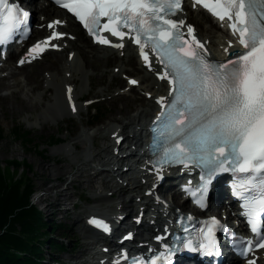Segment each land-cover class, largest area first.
Segmentation results:
<instances>
[{
	"label": "snow or ice",
	"instance_id": "obj_1",
	"mask_svg": "<svg viewBox=\"0 0 264 264\" xmlns=\"http://www.w3.org/2000/svg\"><path fill=\"white\" fill-rule=\"evenodd\" d=\"M57 3L72 12L98 42L113 43L100 34L101 17H107L103 29L121 38V43L114 46L123 47V37L134 35L149 68L152 63L148 50L159 58L164 72L157 75L161 79L167 77L171 85L167 99L157 97L162 107L156 117L159 123L154 127L157 136L153 143L160 148L159 164H207L198 187L194 191L186 187L197 197L196 203L205 206L215 173L231 160L241 172L249 173L238 186L234 185V192L244 200L246 215L253 231H257V220L264 219V0H195L219 19L227 17L233 32L238 33L244 51L231 53L234 58L225 61L208 58L206 46L194 35L193 25H187L189 41L181 31L185 21L170 18V14L182 10V0H57ZM28 16L29 12L19 3L0 0V42L11 38L18 24ZM61 22L56 20L52 24ZM61 35L53 31L45 41L33 45L28 55L42 52L48 40ZM161 175L157 171V176ZM92 222L110 230L98 218L93 217ZM217 227L225 226L216 217L206 222V230L202 228L194 238L199 248L216 249ZM182 246L195 248L197 244L190 239ZM252 246L253 241L248 240L247 247ZM164 247L170 257L181 245ZM255 247H264V235L258 237ZM151 264H157L155 257Z\"/></svg>",
	"mask_w": 264,
	"mask_h": 264
},
{
	"label": "bare ground",
	"instance_id": "obj_2",
	"mask_svg": "<svg viewBox=\"0 0 264 264\" xmlns=\"http://www.w3.org/2000/svg\"><path fill=\"white\" fill-rule=\"evenodd\" d=\"M28 1V2H27ZM26 5L27 7L33 8L35 18L38 21V24L41 22V17H49L50 15L47 13L46 7L43 6L44 3L37 1V0H27ZM187 10V17L194 20L196 26L198 35H200L202 32H204V35L202 36V39H209L210 40V50L213 53L214 56L217 58H221V50H224L227 47V42L225 41L226 33L221 32L218 33L216 30L218 27H215L212 25V21L208 15H206L202 11H192L191 7L187 6L185 8ZM58 13H61L60 11H57ZM53 18V17H51ZM207 18V19H206ZM209 19V20H208ZM216 28V29H215ZM69 29L72 30V28L69 26ZM219 29V28H218ZM44 29H39L36 27V30H34L36 39L41 38L43 36ZM228 41V40H227ZM71 48L75 51L74 59L71 63L66 61V58L61 57L55 60L50 61L49 63L43 62V65H49L53 69L52 70H58L59 76L55 77L54 74H52L51 81L56 86V95L52 98L56 100V102L49 107L53 108L50 111L45 108L46 114L49 115L51 118V114L56 117H61L62 119H65L73 112L69 109L68 103L65 101L63 95H65V85L69 84L71 85L73 82L78 83L80 80V77L82 78L85 75L84 68L87 67H94L95 69H98L100 64H107L110 60L116 61L117 56L116 54L109 49H97V53H93V49L89 50L87 49L90 45L89 40L85 36H79L78 39L74 43H70ZM222 45V47H221ZM98 48L97 46H94V49ZM18 50V48H17ZM100 51V53H99ZM126 58L125 60L119 59V63L117 67H119L120 74L123 73V70L125 69L126 64L128 62H131V68L128 70L133 73L139 74V79L141 80L142 85H139L137 87V90L144 91V94H151V98L149 100H145L142 97L137 96H131V95H120V97H114L111 99L110 104H117L121 103V106L117 108L118 112H121L123 114L126 113V110L129 105L134 106L130 109L134 110V114L127 118L125 122L122 121H109L108 124L99 127L94 128L92 130H84L83 128L79 132V135L71 141H69L66 148H61V152L66 150L67 157H70V161L73 163H70L66 167H71L72 164L76 163L79 165L77 167L76 173L77 176L72 175L71 181H80V178L85 177L87 179V188L91 191H94L93 195L91 196L92 201L98 202L103 201L106 199L107 196H110L112 194V197L116 196L114 198V201H106L104 207H100L97 204L83 207L81 211H79L75 216L81 217L83 214L87 213L90 215H103V216H112L116 219L120 218V215L123 213H120V210H124L125 208H130L129 213L127 214V219L129 221H132V217H130L133 209H136V206L138 208L142 207V203H138L136 201V198L140 197V193H142V188L144 187L143 179L148 180V176H142L137 180L131 181V180H124L123 178L120 179L118 176L119 171L122 170V168L125 166L124 159L122 156L114 157L111 152V147L114 146L116 143V139L120 136H123L124 143H126V149H123L122 147L119 151V154L123 155L124 153H132V146H135V144L138 142L137 136H138V130L133 128V124L140 123L141 120H144L145 118L151 116L152 113L156 112V105H155V99L160 95H165L166 89L164 88L163 83L154 82L153 77L142 70V68L137 67V62L135 57L132 54V49L129 46H126ZM23 52V51H21ZM90 53H92L90 55ZM56 64L55 66H52ZM40 67L38 65V62H35V64L30 66H23L22 68H17L16 65L11 68V70L8 72L7 75L0 77V87L5 85L6 80L10 78L16 77L18 74L23 76V81L27 85H32L33 89H39L41 88V84L44 82V78L40 75ZM45 68V67H44ZM65 71L63 74H61V71ZM102 76V73L100 74ZM27 85H23V87H27ZM23 87H20V90L23 89ZM9 88L7 86L5 89ZM82 89V87H81ZM49 88L47 87V91ZM106 90L102 89L100 90V93L104 92ZM134 90V89H133ZM28 91H32L31 89H28ZM34 91H32L33 93ZM78 92V90H77ZM74 90V96L75 101L77 103V109L76 112L79 114L80 111L83 109V105H80L78 102V98L81 97L82 94H78ZM9 96H3L0 95V101L4 98H7ZM40 98V97H39ZM38 98V99H39ZM41 98L43 100H46V97L44 95H41ZM29 101H32L30 98ZM20 104V103H19ZM136 105V107H135ZM21 108L26 109L27 111H35L36 108H38L37 105L33 104H25L24 102L20 104ZM17 108H19V105H16ZM129 109V110H130ZM32 112V113H33ZM54 112V113H53ZM41 117V116H40ZM37 118V117H36ZM53 119V118H52ZM56 119V118H55ZM54 120V119H53ZM57 120V119H56ZM142 127L140 126L139 131H142ZM114 135V136H113ZM138 137H141L140 135ZM81 143H84V149L82 147V152L75 153L73 155L74 149H78L79 145ZM79 144V145H78ZM110 150V152H109ZM114 150V148L112 149ZM65 154V153H61ZM73 158H75L73 160ZM79 158V160L77 159ZM112 161V163H111ZM122 163V164H121ZM44 164H42L43 166ZM119 165L120 168H116L114 173L117 176L114 177H108V179H100V177L104 174H108L109 172L108 167L114 168L115 166ZM90 166V170L93 172H87V167ZM98 167H101L99 169ZM49 168V167H48ZM53 171L50 172L48 169L45 171L46 173H51L53 177H51V180L49 181L51 183L49 191L52 190H58V201L51 204H46L47 207L53 206H61L62 204H66L67 202L71 201V196L67 192L68 188L66 189H58L57 182L60 181L62 176H65L63 172H61L57 167L52 168ZM66 169V168H64ZM123 174V173H120ZM55 175V176H54ZM62 175V176H61ZM67 180V178H66ZM129 183V184H128ZM100 187L102 190L100 192H96L95 190L97 187ZM127 187V188H126ZM108 190L110 192L109 195L105 193L103 190ZM128 192H134L136 194L128 195L126 198V194ZM48 194V191H46ZM50 193V192H49ZM50 195V194H48ZM55 196V195H53ZM81 197V196H80ZM42 200V199H41ZM180 200V197L178 196L176 200L174 201L175 204H172L173 208L175 209L177 205V201ZM45 202V201H44ZM134 207V208H133ZM73 208H75V204H73ZM121 208V209H118ZM173 208H171V211H173ZM135 220L138 217V211L136 212V215L134 216ZM135 220L132 221L135 223ZM78 229L83 232V237H86L85 234L86 231H84L83 226L81 225L80 221L77 225ZM149 233V232H148ZM82 252L86 251V244L82 243ZM73 258H77V255H74ZM85 259V257H82Z\"/></svg>",
	"mask_w": 264,
	"mask_h": 264
},
{
	"label": "rangeland",
	"instance_id": "obj_3",
	"mask_svg": "<svg viewBox=\"0 0 264 264\" xmlns=\"http://www.w3.org/2000/svg\"><path fill=\"white\" fill-rule=\"evenodd\" d=\"M112 64L113 60H110L107 64H101L97 71L95 70V76L99 77L98 73L103 74L102 77H99V86L97 88H90L88 94L84 96V99H97L99 101L97 106L104 115L97 121L98 123H91V118H86L88 115L87 111H83L81 116L68 117L63 120H56L51 114L53 120L45 111V108L50 111L49 105L51 103L48 101L46 102L42 98H35L34 92L36 90L32 94H29L26 92V89L24 90L23 88L0 101V174L4 176L7 182L15 178L21 180L24 177L30 180L29 186H31L33 191L30 196L31 203L38 206L45 222L47 220L48 222L54 221L56 224H60L59 227H56L55 234L53 235L49 234L51 232L49 229L47 230V237L49 239H56L59 242L62 241L67 243L68 252L54 255L55 258L57 257L58 264H74L77 260L83 259L82 257L85 256V253L87 254L90 249L82 252V243L85 241L88 242V238H82L83 233L77 228L79 221L82 226L84 225L86 214L82 215V220L81 217L76 218L75 215L81 211L83 207L94 204L104 205L92 201L91 196L94 191L87 188V179H85V177L80 178V181L72 180V182H70L72 175H78L76 171L79 162L78 165L74 163L71 167L67 168L66 166L73 162L69 160L70 157H67L66 150L65 152H61V148H66L69 141L79 135L82 128L84 130H92L108 124L109 121L125 122L128 117L134 114V110L130 109L134 106L129 105L126 113L123 114L117 111L121 103L110 104L111 100L109 102L105 100L106 97L113 96L119 91H123L125 83L114 84L105 93L100 95L97 94L98 91L108 85L109 81L105 82L104 80ZM88 73L89 77L86 81L81 79L83 88L87 87V84L90 82L89 78L93 77L91 71H88ZM139 93L140 91L132 89L128 91L130 95L146 98ZM50 97H52V94ZM30 98L32 101H29ZM23 102L27 105H37L38 108H36L34 112V109L32 111H27L20 106ZM16 105H19V108H17ZM87 121L88 124H86ZM91 124L94 125L92 126ZM15 131H20L18 133H21V136H19L18 133L14 134ZM82 147L84 149V143H81L78 149H74L72 156H74L75 153L82 152ZM110 150L112 151V148ZM74 159L75 158H73V160ZM77 159L79 160V158ZM14 161L18 162V164L12 163ZM42 164L44 165L42 166ZM55 167L65 174V176L61 175L62 178L57 182L58 189L68 188L67 192L71 196L70 202L56 207L53 206V203L58 201L59 192L58 190L49 191L51 186L49 181L53 175L45 172L47 169L52 172V168ZM87 172H93L90 170V166L87 167ZM7 178H10V180ZM102 178L103 175L100 179ZM101 190L102 189L98 186L95 191L100 192ZM46 191H48L50 195H48ZM103 191L105 193L108 192V190L105 189ZM107 199L109 200L110 198ZM48 203L53 204L52 207H47L46 204ZM73 204H76L75 208H73ZM46 248L47 245L44 244V250L42 252L43 261L49 264L51 258L49 250ZM54 251L55 250H53V252ZM74 255L81 257L80 259L76 258V260L73 258Z\"/></svg>",
	"mask_w": 264,
	"mask_h": 264
},
{
	"label": "trees",
	"instance_id": "obj_4",
	"mask_svg": "<svg viewBox=\"0 0 264 264\" xmlns=\"http://www.w3.org/2000/svg\"><path fill=\"white\" fill-rule=\"evenodd\" d=\"M29 184L25 177L7 182L0 174V264H43L44 244L52 259V250L66 249L63 242L46 236L49 227L53 235L60 224L44 221L42 212L31 203Z\"/></svg>",
	"mask_w": 264,
	"mask_h": 264
}]
</instances>
